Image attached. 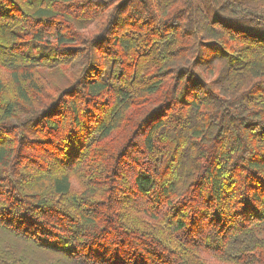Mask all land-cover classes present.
<instances>
[{"label": "trees", "instance_id": "1", "mask_svg": "<svg viewBox=\"0 0 264 264\" xmlns=\"http://www.w3.org/2000/svg\"><path fill=\"white\" fill-rule=\"evenodd\" d=\"M0 264H264V0H0Z\"/></svg>", "mask_w": 264, "mask_h": 264}]
</instances>
